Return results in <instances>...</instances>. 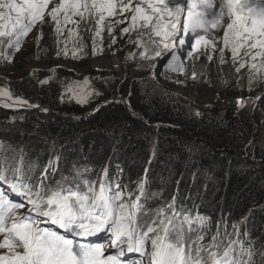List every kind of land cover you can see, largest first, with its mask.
<instances>
[{
    "label": "trees",
    "instance_id": "16d2710c",
    "mask_svg": "<svg viewBox=\"0 0 264 264\" xmlns=\"http://www.w3.org/2000/svg\"><path fill=\"white\" fill-rule=\"evenodd\" d=\"M87 28L91 30L76 26L73 43L89 59L94 57L93 40L99 55L110 53L111 47L117 45L110 43L107 29L96 36L94 23ZM114 31L116 35H112L121 43L117 28ZM57 41L53 24L47 23L43 25L41 48L21 50L16 57L8 37L2 36L0 61L6 56L14 63L32 60L42 49L39 55L49 58L43 62L52 64ZM147 47L154 49L150 42ZM138 50L124 75L88 73L85 80L95 94L90 111L64 92L63 83L73 77L56 74L49 79L53 76L49 71L15 80L0 77V88L10 91L13 99L20 98L31 105L22 109L0 106V133H4L0 134V158L22 165L34 184L50 160L56 171L53 174L49 170L46 183L52 187L62 177L67 178L64 187H75V181L85 192L84 180L95 182L96 191L101 180L110 184L119 181L122 199L129 203L141 195L139 185L144 184L147 170L146 195L141 196L138 215L151 223L159 213V219L167 224L175 211L180 214L173 221L177 226L187 215L191 223H183L185 232L196 244L205 246L216 237L213 251L218 252V259L227 252L229 259L235 256L246 264H264V102L257 104L256 100L264 85L248 91L247 73L251 69L246 66L237 74L238 65L233 64L232 54L226 50L224 64L218 53L217 57L210 54L211 61L207 55H201L199 60L189 58L183 74L173 72L169 66L172 73L187 81H193L195 72L196 81L211 87L217 97L241 93L248 100L239 112L234 103L218 101L195 109L186 100L149 84L148 76L157 58L144 59L138 55L143 49ZM238 75L242 77L241 88L236 86ZM46 79L49 82L42 84ZM100 103L104 104L96 107ZM34 165L38 167L30 172ZM153 173L170 175L169 183L162 186ZM200 173L209 178L200 180ZM199 236L203 239L199 240Z\"/></svg>",
    "mask_w": 264,
    "mask_h": 264
},
{
    "label": "snow or ice",
    "instance_id": "6c2138e0",
    "mask_svg": "<svg viewBox=\"0 0 264 264\" xmlns=\"http://www.w3.org/2000/svg\"><path fill=\"white\" fill-rule=\"evenodd\" d=\"M217 7L219 10L213 11ZM0 9L7 10L0 11V20L6 21L0 24V29H4L0 31V37L7 36L9 47L16 50L20 49L21 38L37 27L40 29L36 37L39 43L43 38V25L49 23V18L56 26L55 32L62 34L61 14L65 25L72 23L77 28L84 25L90 31L87 25L94 23L96 36L104 30L106 18L120 17L107 25L112 44H115L113 31L117 25L125 24L129 19L127 14H130L128 26L119 29L121 35L138 31V40L130 41L143 49L138 55L148 60L170 56L168 65L177 74L186 72L177 48L186 46L187 57L192 60L207 55L211 61L213 57L207 49L217 50V41L221 37L216 33L222 29L220 63H226L224 53L227 49L232 53L233 64L238 65L235 69L237 74L246 66L251 69L247 73L248 91L264 85V0H219L218 4L216 0H19V3L17 0H0ZM12 13H16L15 23H12ZM195 21H204L206 30L194 28ZM9 25L11 31L8 30ZM149 42L154 49L147 47ZM83 47L81 44L79 50L82 51ZM61 51L65 56L68 54L65 47L57 50V56ZM76 51L73 50V57ZM97 52L93 40L92 54ZM245 57L250 60L246 61ZM131 58L126 57L125 62ZM4 59L11 58L6 56ZM152 67L155 69V65ZM51 71L53 76L49 79L54 78L56 70ZM49 79L41 83L46 84ZM192 79H197L195 72ZM240 79L242 77L238 75L237 88H241ZM90 95L76 97L77 102L87 103ZM0 96L12 100L5 107L27 104L20 98L13 99L6 88H0ZM261 99H264V94L256 96L257 101ZM235 103L239 112L248 100L237 97ZM35 167L38 165L29 171H34ZM49 170L53 174L56 171L51 160L34 184L22 165L9 163L6 157L0 158V264H125L121 260L125 249L128 253H139L141 257L128 264H144L145 258L147 264H246L235 256L229 259L227 252L218 259V252L213 251L217 247L216 237L209 246L192 241L183 227L184 222L191 223L187 215L183 216L179 226L173 223L180 215L175 211L167 224L159 219V213L157 220L151 223L138 215L142 208L139 201L146 195L147 170L144 184L139 185L141 195L130 203L122 199L124 192L119 181L110 184L106 179L101 180L99 191H96L95 182L84 180L85 192L75 181V187H64L63 181L67 178L62 177V181H57L52 187L46 183ZM12 195L18 197L19 202L11 200ZM20 209L25 211H18ZM197 219L203 223L201 217L197 216ZM43 222H50L63 233L40 227ZM98 233H104V236L99 237ZM150 233L155 235L150 236ZM90 237H96V242ZM198 239L202 240L203 236ZM109 249L116 251L110 252Z\"/></svg>",
    "mask_w": 264,
    "mask_h": 264
},
{
    "label": "rangeland",
    "instance_id": "374dc122",
    "mask_svg": "<svg viewBox=\"0 0 264 264\" xmlns=\"http://www.w3.org/2000/svg\"><path fill=\"white\" fill-rule=\"evenodd\" d=\"M216 2L218 4L219 0H216ZM17 3H19V0H17ZM218 10H219L218 7L213 9V11H218ZM0 11L7 12L6 9H0ZM11 15L13 16L12 23H15L16 13H12ZM127 15H129V19L125 22V24L117 25V32L121 36V43L119 42V40L118 41L116 40L117 45L111 47L110 53H106L103 55H99L97 53L96 55H94L92 59H89L87 55L80 53L74 46L73 37L75 34L76 25L72 23L65 25L63 22V14H61L60 21H61V27L63 29V32L62 34H58L59 43L57 46H58V49L60 50H63L66 47L68 54L65 56L63 54V51H61V55L60 56L56 55V57L53 59L54 62L52 64H45L43 62V61L49 60V58L47 56L43 57L42 55H39V52L43 51L42 49L36 51L38 55H35V57H33L32 60L30 59L23 60L21 63L19 62V60L14 63V62H10V61L2 59L0 61V77L15 80V79L21 78L22 76L35 75L38 71L52 72L51 70L55 68L56 70L55 75L62 74L66 76V78L73 77L72 79H69L72 81H67L63 83V88H64L63 90L64 92L67 93L68 97L73 98L74 100L77 101L76 97H79L85 93L86 94L91 93V95L88 97V102L81 103L86 111L87 110L90 111V109H92L93 106L95 105V94L94 93L92 94V92L88 89L87 83H85V77H88L87 76L88 73H91L92 71H96L97 73H100L103 75L104 74L124 75V70L132 66L130 61L132 60L134 56H136L138 52L137 45L135 43L130 42V41L138 40L139 38L138 31H132L130 33H126L123 35H121L119 31L120 28L127 27L128 24L130 23V14H127ZM225 17H227L226 9H225ZM119 18L120 17L106 18L105 25L107 26L109 23ZM74 19H79V18L75 17ZM5 22L6 21L4 20H0V24H4ZM49 23L53 24L54 30H55L56 26L53 22H51L50 18H49ZM8 29L12 30L11 25H9ZM106 29L107 28H104V30ZM70 30H71V34H70ZM39 31L40 29L38 27L33 28L32 31H30L27 36L22 37L20 49L19 50L14 49V56L17 57L18 53L21 50H28L30 48L34 49V48H39V47L41 48L40 44L37 43L36 41V37L39 34ZM113 34L116 35L115 31H113ZM216 35L221 37V39L217 41V50L213 51L211 48L207 49L208 54L215 55V57H217L218 53H220L219 48L223 47L222 29L218 33H216ZM144 39L145 41H147L146 37ZM110 40H111V37H110ZM110 43H112V41ZM118 48H120V50ZM73 50H77L75 57H73L72 55ZM187 51H188V48L186 46H179L177 48V55L181 57L182 61H184L187 58ZM242 53H243V50H241V54ZM129 56H131L132 58L129 59L127 62H125V58ZM169 59H171V57ZM169 59H167V61L164 62L163 66L160 69V72L158 71V69H156L160 58H157V61L154 64H152V65H155V69H153L152 67L150 70V73L148 76L149 77L148 80L150 82L149 84L156 86L158 90H160V92L162 93L171 94L178 98H182L183 100H186L187 105L191 104L189 106L195 107V109H199L201 107H209L210 105L218 101V103L225 104V105L229 104L230 102L234 103L236 110H237L235 100L237 97L244 98V96L241 93L232 94V95H228L225 93L224 95L217 97V94L214 92V90L211 87L206 86V85L205 86L200 85L196 80L194 81L193 79H192L193 81L191 80L187 81L182 76L172 73L170 68H168ZM153 72L155 73V76H153ZM97 76H100V75H97ZM177 81H182V83H178ZM69 82H74L76 84L75 86H70ZM262 94H264V86L260 92V95ZM5 100H8V99L4 96H0V106L1 107L10 108V109L18 108V107H5L4 105L7 103ZM9 101L10 103H12V100H9ZM261 101L264 102V99H262ZM258 103L259 101H257V104ZM25 108H31V106L26 105ZM263 131H264V128H263ZM0 134H4V133H0ZM30 138L32 139L33 135H30ZM111 140L112 139H109V141L107 140V142L110 143ZM0 151H1V148H0ZM153 174L154 176H156V178L158 177V179L161 181L160 184L162 186H165L169 183L170 175L169 176L167 175L166 177H162L160 174H155V173ZM207 178H209V175H205L202 173L199 174L200 180L205 182ZM196 179H198V176ZM204 197L205 196H203L202 198ZM205 202H207L206 199H205ZM18 211L22 212L25 210L20 209ZM0 239H2V237H0ZM144 262H147L146 258Z\"/></svg>",
    "mask_w": 264,
    "mask_h": 264
},
{
    "label": "clouds",
    "instance_id": "9594fccd",
    "mask_svg": "<svg viewBox=\"0 0 264 264\" xmlns=\"http://www.w3.org/2000/svg\"><path fill=\"white\" fill-rule=\"evenodd\" d=\"M193 27L194 28H197V29H202V30H206L205 29V22L204 21H195L194 23H193ZM116 28H117V26H116ZM147 38V37H146ZM154 39H158L157 37H154ZM138 50V49H137ZM139 51V50H138ZM226 51H228V50H226ZM212 55V54H211ZM169 57V56H168ZM134 58V57H133ZM161 59V58H160ZM168 59V58H167ZM167 59H165L164 61H162L160 64L158 63L157 64V68L156 69H158V71L160 70V67H161V65H163L164 64V62L165 61H167ZM189 58L187 57L186 58V61L188 60ZM156 61H157V59H156ZM155 61V62H156Z\"/></svg>",
    "mask_w": 264,
    "mask_h": 264
},
{
    "label": "water",
    "instance_id": "95a60500",
    "mask_svg": "<svg viewBox=\"0 0 264 264\" xmlns=\"http://www.w3.org/2000/svg\"><path fill=\"white\" fill-rule=\"evenodd\" d=\"M168 57H166V58H161L160 60H159V64L162 62V61H164L165 59H167ZM262 100V99H261ZM261 100H259V102L261 101ZM122 102H124L123 100H121ZM105 103V102H104ZM104 103H100L99 105H97L96 107H99L100 105H102V104H104ZM132 114H134L133 112H132ZM135 116H136V114H134Z\"/></svg>",
    "mask_w": 264,
    "mask_h": 264
}]
</instances>
